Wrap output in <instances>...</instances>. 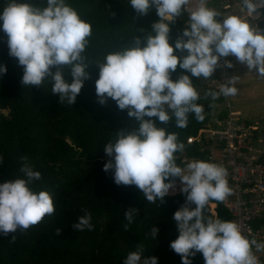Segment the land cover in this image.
I'll return each mask as SVG.
<instances>
[{"label": "clouds", "instance_id": "9594fccd", "mask_svg": "<svg viewBox=\"0 0 264 264\" xmlns=\"http://www.w3.org/2000/svg\"><path fill=\"white\" fill-rule=\"evenodd\" d=\"M188 2L130 0L140 14L146 15L152 6L156 8L161 19L152 26L155 34L145 37L144 47L140 46V37L135 36L131 47L111 52L102 63H97L100 69L96 81L99 103L106 104L111 98L121 110L129 109L128 115L139 122L136 131L121 130L114 143L105 145L106 155L113 157L115 162L109 160L104 171L114 168L117 185L137 186L151 203L157 199L163 203L167 194L179 191L186 194L185 205L174 214L179 236L170 245L181 255L182 264H192L189 257L196 253L203 254L205 264H258L252 247L260 251L264 249V243L249 241L235 222L204 215L210 201L223 203L231 195L227 169L205 161L188 163L184 169L177 166L174 153L182 152L184 144L177 143L176 134H167L164 129L157 128L154 121L145 119L158 117L161 123L169 122L172 117L165 108L167 105L179 128L187 127L189 114H194L199 122L204 121L205 110L197 104L200 97L192 79L183 75L173 82L170 78V72H175L178 65L193 77L208 80L221 57L234 56L250 71L256 70L258 78H264V32L238 15L227 16L218 22L220 13L207 7V0H199L198 8L191 13L188 27L177 39L175 48L170 45V27L164 22L165 18L181 16ZM241 6L252 17L258 9L264 8V0H242ZM0 21H3L2 29L8 38L9 55L17 58L24 68L22 84L40 86L46 77H50L55 81L52 92L60 96L61 104L74 105L84 80L89 79L82 53L88 44L87 38L92 35V25L64 0H47V7L42 9L11 0L0 14ZM175 50L187 51L188 55L181 62L174 55ZM64 65L71 66V82L64 78ZM53 66L59 69L54 74L50 71ZM227 67L233 65L229 62ZM6 73L7 67L0 66V75ZM234 80L235 77L222 85L221 92L225 97L237 94L238 89L232 86ZM219 94L208 93L213 100ZM2 159L0 157V161ZM21 172L26 179L0 183V232L5 235L18 229L27 230L55 211L50 193L33 192L28 186L41 179L40 172L28 164L21 168ZM170 177L179 178L181 182L176 183H182L183 188L169 193L175 186L174 181L165 183ZM214 201L210 211L215 214ZM193 204L196 206L194 210L191 208ZM84 211L85 214L72 225L74 231L93 230L91 213ZM138 215V209L129 208L125 212L128 223L123 225V230L127 231ZM60 232L61 229H57L56 234ZM158 232L159 229L153 227L152 238L156 239ZM142 252L143 247L139 245L136 251L127 255L123 264H141ZM142 264H158V259L147 257Z\"/></svg>", "mask_w": 264, "mask_h": 264}, {"label": "trees", "instance_id": "16d2710c", "mask_svg": "<svg viewBox=\"0 0 264 264\" xmlns=\"http://www.w3.org/2000/svg\"><path fill=\"white\" fill-rule=\"evenodd\" d=\"M10 2L0 0V14ZM17 2L41 9L47 7V0ZM64 3L92 25V35L87 38L82 53L89 79L84 80L74 105L61 104L60 96L52 92L55 81L50 77L40 86L22 84L24 68L17 58L9 55L8 38L0 21V66L7 67V73L0 75V157L3 158L0 183L26 179L21 168L28 164L41 174V179L28 185L30 190L50 193L55 209L54 214L46 215L27 230L18 229L7 235L0 232V264H123L139 245L143 247L141 264L147 257H156L158 264H182L181 255L170 245L179 236L174 214L185 205L186 194L182 191L167 194L163 203L159 199L151 203L137 186L117 185L114 168L104 171L109 160L115 162L106 155L105 145L114 143L121 130L136 131L139 122L128 115L129 109L121 110L111 98L106 104L99 103L96 92L100 72L97 63H102L111 52L131 47L135 36L140 37L141 47L146 46L145 37L155 34L152 26L161 18L154 6L146 15L138 13L130 0H64ZM262 14L264 19V8ZM190 15L184 9L179 17L165 18L170 27L169 43L174 48L188 27ZM174 55L182 62L188 53L175 50ZM58 70L55 66L50 69L53 74ZM62 72L66 82H71V66H62ZM183 75L193 81L200 97L197 104L205 110L204 121L199 122L194 114H189L187 127L179 128L168 108L172 119L167 123H161L158 117H145L167 134H176L177 143L184 144L182 152L174 153L175 163L182 169L194 161L213 163L208 157V144L188 143L186 138L196 136L219 108V99L213 100L208 95L215 90L206 85L204 78L193 77L179 65L175 72H170L173 82ZM173 181L181 182L170 177L165 183ZM213 201L206 205L204 215L231 221L232 216L222 202L214 201L215 214L209 210L214 206ZM195 207L191 205L193 210ZM129 208L138 209L139 215L125 231L123 225L128 223L125 212ZM84 210L91 213L93 230L74 231L72 225L85 214ZM261 221L264 222L254 221V226H259ZM153 227L159 229L156 239L151 236ZM57 229H61L59 235ZM189 259L192 264L205 262L202 253Z\"/></svg>", "mask_w": 264, "mask_h": 264}, {"label": "built area", "instance_id": "2783aa9c", "mask_svg": "<svg viewBox=\"0 0 264 264\" xmlns=\"http://www.w3.org/2000/svg\"><path fill=\"white\" fill-rule=\"evenodd\" d=\"M193 1L198 8L199 0ZM206 6L216 10L210 0ZM188 8V4L184 6ZM196 9H190V14ZM229 62L232 64L229 57H221L213 75L205 80L208 87L220 93L217 96L220 108L211 122L201 127L196 136L187 137V141L208 144L209 159L227 169L226 179L232 193L223 204L232 216L231 222L239 225L241 234L249 241H257L262 238L261 228L253 223L264 219V145L256 125L247 123L231 101L232 96L225 97L221 92L222 85L233 78L232 67H227ZM252 251L258 264H264L255 247Z\"/></svg>", "mask_w": 264, "mask_h": 264}, {"label": "rangeland", "instance_id": "374dc122", "mask_svg": "<svg viewBox=\"0 0 264 264\" xmlns=\"http://www.w3.org/2000/svg\"><path fill=\"white\" fill-rule=\"evenodd\" d=\"M210 3H219V0H210ZM188 5L192 10L197 8V4L193 0H189ZM261 27L264 29L263 23ZM258 29L261 30L259 27ZM231 58L234 62L232 67V75L235 77L233 86L238 89L237 94L232 96L231 101L241 111L242 117L247 123L256 125L259 137L264 145V78H258L256 70L250 71L236 57L231 56ZM166 106L165 108H167ZM183 186L182 183H175L174 190L170 189L169 193H175L181 190ZM209 210H212V208ZM261 233L264 237L263 226ZM258 253L261 256L259 251Z\"/></svg>", "mask_w": 264, "mask_h": 264}, {"label": "crops", "instance_id": "0c3cea01", "mask_svg": "<svg viewBox=\"0 0 264 264\" xmlns=\"http://www.w3.org/2000/svg\"><path fill=\"white\" fill-rule=\"evenodd\" d=\"M258 2V0H254V2ZM214 5V7L216 8V11L220 13V19L219 21L222 22L223 18H226L227 16L230 15H238L240 16L242 19H244L245 21L253 24V26L255 27H259L260 29L262 28V22L264 21L263 19V14H262V8L258 9V11L256 13H254L252 15V17L249 15V13L247 12L246 9L242 8V0H219V3H212ZM190 6H189V10H190ZM261 32H264V29H261ZM230 60L232 61V65L234 64L231 56ZM263 159H264V155H263ZM261 220V219H260ZM264 220V219H263ZM261 226H259L260 228H264V222L261 221L260 223ZM258 243H264V237L262 235V238L257 240ZM255 247V246H253ZM252 247V248H253ZM257 251V250H256ZM258 252V251H257ZM261 254V258L263 260L264 263V249L259 251Z\"/></svg>", "mask_w": 264, "mask_h": 264}]
</instances>
